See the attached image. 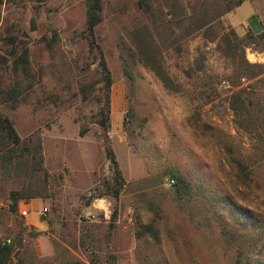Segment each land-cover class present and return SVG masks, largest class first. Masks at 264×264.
I'll return each instance as SVG.
<instances>
[{
    "label": "rangeland",
    "instance_id": "obj_1",
    "mask_svg": "<svg viewBox=\"0 0 264 264\" xmlns=\"http://www.w3.org/2000/svg\"><path fill=\"white\" fill-rule=\"evenodd\" d=\"M138 1L102 0L94 36L86 0L0 4V111L24 149L22 166L0 171V242L13 245L9 264H248V256L264 264V74L238 76L202 34L171 45L192 16L206 8L219 16L238 0H151L150 17ZM249 13L246 6L229 22L239 32L261 27ZM170 19L181 26L154 36L166 87L137 50L145 26ZM25 49L29 75L14 69ZM246 59L264 65V39ZM14 86L22 96L7 102ZM242 91L251 106L237 117L231 99ZM108 99L104 129L98 122ZM177 177L189 181L190 198L169 185ZM14 191L26 196L17 213ZM254 238L258 256L248 252Z\"/></svg>",
    "mask_w": 264,
    "mask_h": 264
},
{
    "label": "trees",
    "instance_id": "obj_2",
    "mask_svg": "<svg viewBox=\"0 0 264 264\" xmlns=\"http://www.w3.org/2000/svg\"><path fill=\"white\" fill-rule=\"evenodd\" d=\"M244 0H238L232 7H229L227 10L222 12L219 16H212L210 14L209 9H204L203 12L198 13L195 16H192L189 20V26L187 30L180 35H176L175 41L171 44L174 46L178 41L188 39L192 37L194 34H202V37L205 40H208L210 43L216 44L217 50L227 59L232 60L233 64L235 65L238 73L237 75H244L248 74L251 79H254L262 74H264V65L262 64H251L246 59V49L250 47V45L255 44L257 40L264 39V33L260 35H255L252 32H248L244 37H241L237 34V32L230 28L227 30L225 25L223 24L222 17L227 13L232 12L234 9L239 7ZM87 4V28L86 31L90 36H94L96 28L102 22V17L100 15L102 9V0H86ZM2 0H0V4ZM138 5L140 9L147 16H151L152 14V5L151 0H139ZM167 16H170L168 13ZM176 21V22H175ZM175 22L177 27L181 26V20H166L160 24V26H154L153 28L149 26L144 27V47L142 49L139 48L137 50L138 56H140L141 61L147 67H149L152 71H154L157 76L162 80V82L167 87L169 78L167 75L162 71V67L159 65V58L161 57V52L159 48L154 45L156 38L155 33L160 28L164 29H172L173 23ZM137 36V35H136ZM138 40V38H137ZM135 46L137 45L136 40ZM138 49V47H137ZM160 55V56H159ZM158 56V57H157ZM101 68L103 76L107 82V89L112 86V79L110 72L108 70L107 64L105 60L102 58L101 60ZM29 67H30V60H29V51L25 49L24 52L17 58L16 62L14 63L15 71H19L22 69L23 73L29 75ZM257 70V71H254ZM22 89L19 86H14L9 88L6 91V101L7 102H18L20 97L22 96ZM251 106L248 98L245 96V92H236L233 94L231 99V109L234 112L235 116L237 117H244V114L247 113L248 107ZM110 101L108 99L107 105L105 110L101 111L102 119L98 122V124L107 129L110 126ZM241 126H244L241 122ZM249 127V124L248 126ZM246 127V128H247ZM85 131H81L80 135L85 136ZM22 143V139L18 134L16 128L14 127L13 122L11 119L3 114L0 111V171H7L9 169H15L18 166H22L24 164V149L22 148V152L18 151L20 144ZM28 149V148H27ZM29 151V150H27ZM109 159L115 169L116 175L121 182H123V178L121 176V172L118 168V162L115 159L114 155L111 154ZM175 180V186L177 188V193L184 194L188 198L191 197V186L189 181L184 177H177ZM119 192L115 193V197L118 198ZM25 195L22 192L14 191L11 193V212L17 213L18 212V203L19 201L25 199ZM244 212V211H242ZM241 212V213H242ZM246 214V213H245ZM151 232L154 234L156 233L153 230V227H149ZM235 238V236H231ZM250 240V245H251ZM254 246V252L251 248L248 249L249 254L258 256V245L257 241L254 238L252 242ZM239 248H241L239 246ZM14 248L12 244H8V242H0V264H9L14 259ZM248 264H251L252 260L251 256L247 258ZM236 261L240 262L239 254H237ZM18 264H25L22 259L19 258Z\"/></svg>",
    "mask_w": 264,
    "mask_h": 264
},
{
    "label": "crops",
    "instance_id": "obj_3",
    "mask_svg": "<svg viewBox=\"0 0 264 264\" xmlns=\"http://www.w3.org/2000/svg\"><path fill=\"white\" fill-rule=\"evenodd\" d=\"M248 6L250 8V13H249V18H256L259 20V22L261 23V27L257 25H255V27L257 29H252L251 27H244V32H239L237 30V27L235 25H232L229 22L228 17L234 13H238L241 11V9H243L244 7ZM224 19L227 20V22L229 23V25L237 32V34L241 37H243L245 34H247L248 32H252L255 35H260L262 33H264V0H244L243 3L237 7L236 9H234L232 12L227 13L224 17ZM23 213V212H22ZM29 214V212H28ZM28 214L26 215V217L28 216ZM33 225H37L36 222H32Z\"/></svg>",
    "mask_w": 264,
    "mask_h": 264
},
{
    "label": "built area",
    "instance_id": "obj_4",
    "mask_svg": "<svg viewBox=\"0 0 264 264\" xmlns=\"http://www.w3.org/2000/svg\"><path fill=\"white\" fill-rule=\"evenodd\" d=\"M243 81H245V79H243ZM175 184V180L172 179L169 181V185L173 186ZM47 212H48V209L47 208H44L42 211H41V216H46L47 215ZM23 214L26 216L28 214L27 211L23 212Z\"/></svg>",
    "mask_w": 264,
    "mask_h": 264
},
{
    "label": "water",
    "instance_id": "obj_5",
    "mask_svg": "<svg viewBox=\"0 0 264 264\" xmlns=\"http://www.w3.org/2000/svg\"><path fill=\"white\" fill-rule=\"evenodd\" d=\"M35 29V27H34V22H32V30H34Z\"/></svg>",
    "mask_w": 264,
    "mask_h": 264
}]
</instances>
